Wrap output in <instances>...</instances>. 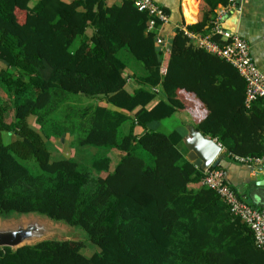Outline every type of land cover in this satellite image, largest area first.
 Returning a JSON list of instances; mask_svg holds the SVG:
<instances>
[{
	"label": "trees",
	"instance_id": "trees-1",
	"mask_svg": "<svg viewBox=\"0 0 264 264\" xmlns=\"http://www.w3.org/2000/svg\"><path fill=\"white\" fill-rule=\"evenodd\" d=\"M228 3L204 0L185 27L224 42L210 27ZM148 21L132 0H0V92L12 110L8 120L0 97V217L47 216L98 247L86 255L85 240L45 238L0 246V264H264L249 226L200 182L204 169L179 147L182 132L153 125L184 107L178 89L192 91L208 109L195 124L203 135L230 158L259 157L264 96L247 101L238 70L192 44L181 25L162 72L159 21ZM126 51L142 70L127 72ZM128 77L138 82L131 91ZM65 134L74 153L52 155L48 141ZM112 148L120 155L111 169Z\"/></svg>",
	"mask_w": 264,
	"mask_h": 264
},
{
	"label": "crops",
	"instance_id": "crops-1",
	"mask_svg": "<svg viewBox=\"0 0 264 264\" xmlns=\"http://www.w3.org/2000/svg\"><path fill=\"white\" fill-rule=\"evenodd\" d=\"M108 4L113 2H118L120 0H105ZM168 12V20L159 27L158 32L163 38L162 44H157L162 46L163 54L161 59V65L165 66L168 63L169 58V41L174 33L176 27L180 25H185L193 23L200 18L201 8L204 5V0H157ZM237 3L240 5L239 9V20H238V34L244 37L249 44L250 53L253 60L257 66L264 72V0H234V6L231 7L232 11L236 8ZM229 5V3H228ZM228 5H219L216 9L218 12L222 8H228ZM86 32L90 34L92 32L91 27H87ZM190 42L197 45L192 39ZM211 65L206 61V67ZM212 66V65H211ZM142 70V69H140ZM127 72L131 73L132 70L128 67ZM138 86L133 77H128L126 88L131 91ZM159 88V86H158ZM157 88V89H158ZM159 96H161V91H159ZM178 98L183 102L184 107L175 110L171 115L154 121L153 125L162 130H171L173 128H178L182 132V139L179 143L181 150L185 152L187 157V148L183 142V136L187 133V125H193L201 120L204 115L208 112L206 105L200 100L197 95L185 89L177 90ZM97 98L101 104H106L110 107L115 108L114 105L109 104L104 99ZM131 113V112H130ZM174 117L171 121H166V119ZM164 121V122H163ZM177 121V127L173 126V122ZM143 131V126L140 124H135L134 133L139 134ZM72 135L65 134L59 139L53 138L51 140L52 144L55 142H67L70 140ZM215 139V138H213ZM217 141V140H216ZM218 142V141H217ZM219 143V142H218ZM57 150L56 147L51 148L52 150ZM120 155V151L115 148L110 150ZM112 155V154H111ZM113 156V167L115 166L118 157ZM219 166H221L225 173V180L231 185L236 194H238L244 201L255 204L249 197V190L254 185V180L263 177V171L259 170L261 165L260 162H240L238 160L230 158L226 153V150L221 146L219 152ZM188 158V157H187ZM112 164V161H111ZM110 164V168H111ZM112 167V168H113ZM260 171L262 173H260ZM201 182V179H200ZM200 182H192L190 185L196 187Z\"/></svg>",
	"mask_w": 264,
	"mask_h": 264
},
{
	"label": "built area",
	"instance_id": "built-area-1",
	"mask_svg": "<svg viewBox=\"0 0 264 264\" xmlns=\"http://www.w3.org/2000/svg\"><path fill=\"white\" fill-rule=\"evenodd\" d=\"M132 1L139 10L146 11L149 15L148 28L154 27L155 21L158 20L159 30V27L168 20V12L157 0ZM233 6L234 0H229L228 8H222L216 13L210 27V32L220 35V38L224 41L222 43L211 39L209 32H194L187 29L185 25L181 26L189 40L192 39L198 46L223 57L238 70L245 81L246 100L251 101L258 95L264 96V72L253 60L248 41L237 32L229 31L221 26L222 16L231 10ZM162 42L163 38L157 31L155 43L162 44ZM165 69V66H160L162 72ZM233 158L240 162H260L264 164V154L259 157L234 155ZM210 166L204 169L201 182L216 190L229 205L231 213L240 217L249 226L255 243L264 249V202L250 204L244 201L225 180L223 168L221 166Z\"/></svg>",
	"mask_w": 264,
	"mask_h": 264
},
{
	"label": "water",
	"instance_id": "water-1",
	"mask_svg": "<svg viewBox=\"0 0 264 264\" xmlns=\"http://www.w3.org/2000/svg\"><path fill=\"white\" fill-rule=\"evenodd\" d=\"M240 5L234 10L228 11L222 16L221 26L232 32L238 33ZM183 142L187 148V157L198 167L205 169L208 166L219 164V152L221 144L209 136L203 135L195 126L188 124L187 133L183 136ZM259 170L263 171L264 164H261ZM260 173H262L260 171ZM254 185L249 190V197L255 204L264 202V176L254 180ZM11 217L16 220L6 221L5 218L0 217V246H10L16 248L26 243H33L35 241L54 238L48 237L49 234L54 233L55 224L47 216L36 213L13 215ZM10 217V218H11ZM8 218V217H7ZM51 222H47V221ZM61 223V222H60ZM59 239H73V238H59Z\"/></svg>",
	"mask_w": 264,
	"mask_h": 264
},
{
	"label": "rangeland",
	"instance_id": "rangeland-1",
	"mask_svg": "<svg viewBox=\"0 0 264 264\" xmlns=\"http://www.w3.org/2000/svg\"><path fill=\"white\" fill-rule=\"evenodd\" d=\"M35 0H31V3H33ZM79 41V38L76 37V39L74 40V43L73 45H76ZM127 52V56H129L128 58V62L130 64V69L133 70V68H136L138 70L142 69V63L136 59L130 52L126 51ZM86 96V95H85ZM0 97L2 98V101L5 102V104L8 106L9 110H7L8 112H6V118L9 120L11 119V115H12V110L10 108V105H11V95H4V93L0 92ZM86 97H89V96H86ZM87 100V99H85ZM172 119H174V117H170L168 119H166V121H171ZM29 121H32V116L29 117ZM164 122V121H163ZM177 121L173 122V126L177 127ZM2 137L4 139V142H7L8 140H10L12 138L11 135H9L7 132H3L2 133ZM76 141H73V138H71L70 140H67V142H55V145L52 144L51 140L48 141V144H49V149L53 148V147H56L57 150H52V155H58V154H73L74 153V148H75V143ZM112 154V164H111V169L113 167V156L116 155L115 157H118V154L115 153V152H111ZM77 155V153H76ZM106 174L103 173V175ZM19 217L17 218H14V217H8V218H5L6 221H12V220H16L18 219ZM53 221V220H52ZM47 222H51V221H47ZM61 221H56V222H51L52 224H55L54 226V230L57 229V226L58 227V230L55 231L54 233H51L48 235V237H54V238H63V237H67V238H73V239H82V240H85L86 244L88 245V247L86 246V248L83 250L84 254L86 255H89L91 254L92 252H94L96 249H98L97 245L95 243H93L92 241H90L88 238H87V235L85 233V231L80 228V227H77V226H70L64 222H61ZM91 251V252H90Z\"/></svg>",
	"mask_w": 264,
	"mask_h": 264
}]
</instances>
